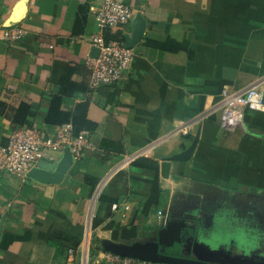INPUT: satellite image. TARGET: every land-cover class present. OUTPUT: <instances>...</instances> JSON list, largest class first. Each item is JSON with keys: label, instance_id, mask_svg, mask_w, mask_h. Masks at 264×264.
<instances>
[{"label": "crops", "instance_id": "0c3cea01", "mask_svg": "<svg viewBox=\"0 0 264 264\" xmlns=\"http://www.w3.org/2000/svg\"><path fill=\"white\" fill-rule=\"evenodd\" d=\"M119 1L134 9L124 37L137 13L146 29L130 48L134 58L123 79L90 90L86 60L102 34V0H0V143L21 127L53 135L60 125L46 117L56 98L70 115L86 103L95 125L83 130L88 144L59 183L0 171V240L4 232L14 235L7 249L0 247V264H64L68 248L88 243L99 255L105 241L158 242L173 257L197 242L225 260L213 246L225 241L215 238L218 228L247 222L246 214L233 217L237 206L264 209V110L244 109L233 129L220 125L223 90L259 81L264 88V0ZM10 31L20 35L9 39ZM23 104L33 114L30 125L18 127L14 116ZM196 137L192 156L171 161L163 177L162 162ZM140 157L157 161L158 173L134 166ZM219 209L233 214L212 216ZM257 248L248 253H264V243ZM252 259L264 262V254Z\"/></svg>", "mask_w": 264, "mask_h": 264}, {"label": "built area", "instance_id": "2783aa9c", "mask_svg": "<svg viewBox=\"0 0 264 264\" xmlns=\"http://www.w3.org/2000/svg\"><path fill=\"white\" fill-rule=\"evenodd\" d=\"M134 17V9L119 0H102L99 25L102 34L93 38V44L100 49L98 57H88L86 65L90 71L88 87L94 90L101 85H112L121 81L134 58L132 49L120 41L105 42L104 32L108 28L127 25ZM20 31H10L9 39H16ZM264 110V88L262 81L241 91H222V112L220 125L225 130L241 126L244 109ZM187 129H182L187 134ZM88 144L86 131L73 135L72 122L57 127L53 135H46L34 127H21L13 130L5 144H0V171L26 176L41 160L56 161L54 153H63L69 147L74 159ZM118 210L119 204L112 205ZM129 210V205L125 206ZM153 264L150 261L132 256H123L106 251L92 255L89 244L67 249L64 264Z\"/></svg>", "mask_w": 264, "mask_h": 264}, {"label": "water", "instance_id": "95a60500", "mask_svg": "<svg viewBox=\"0 0 264 264\" xmlns=\"http://www.w3.org/2000/svg\"><path fill=\"white\" fill-rule=\"evenodd\" d=\"M16 17L13 21H18L21 16V10H16ZM147 21L141 15L137 13L135 20L131 24V34H125L124 44L128 48H132L142 38ZM100 49L96 46L92 48L91 57H98ZM198 137L195 138L192 145L183 153L174 155L168 160H165L161 164V172L163 177H167V174L171 167V161H184L189 159L197 145ZM74 162V157L69 149L66 147L59 160L48 161L41 160L37 166L33 167L28 173L27 177L40 183H59L62 181L66 173L70 170ZM5 221V216L0 220V232ZM170 230L165 233L167 239H172L171 229L175 228L172 225L169 226ZM178 238V235L175 239ZM174 240V239H173ZM160 244L158 242H134L132 244L117 243L111 241H105L103 247L105 250L120 254L123 256L137 257L143 260L150 261L152 263L162 264H229L226 260L219 256V253L207 249L200 243H194L189 251L182 257H173L165 255L159 251ZM254 264H264V262H256Z\"/></svg>", "mask_w": 264, "mask_h": 264}, {"label": "rangeland", "instance_id": "374dc122", "mask_svg": "<svg viewBox=\"0 0 264 264\" xmlns=\"http://www.w3.org/2000/svg\"><path fill=\"white\" fill-rule=\"evenodd\" d=\"M232 197V196H231ZM231 200V198H230ZM229 203V198L226 200ZM233 201V200H232ZM232 201H230L232 203ZM234 218L244 217L246 214V220L244 223H237L234 227L229 225H221L219 229L218 237L223 238L225 241H216L213 243L215 249L221 252V256L225 258L230 264H252L251 262L255 255L261 256L264 253H248L250 250H256L264 243V209H259V205L255 204L250 208L243 209L236 207L234 210ZM233 214L232 210L219 209L212 211V216L222 218L225 215ZM217 229V230H218ZM229 240H236L238 242H229ZM226 244L228 246H226ZM226 246V247H225ZM236 249L245 250V253H235ZM231 254H239L244 257L235 258L230 257ZM251 262V263H249Z\"/></svg>", "mask_w": 264, "mask_h": 264}, {"label": "trees", "instance_id": "16d2710c", "mask_svg": "<svg viewBox=\"0 0 264 264\" xmlns=\"http://www.w3.org/2000/svg\"><path fill=\"white\" fill-rule=\"evenodd\" d=\"M123 38H124V34L122 31V26L108 28L104 32L105 42L123 41ZM69 71H71V69H69ZM59 106H60V99L56 98L55 100H53L51 110L46 117V121L49 125H56V124L61 125L68 121H72L73 126H74V135H78L83 130H93L94 129L95 125L91 123V121L87 118L86 103L79 104L73 115H70L69 113H61V111L58 109ZM32 114H33V111L31 110L30 106L26 104L21 105L14 116L15 126L19 127V126L30 125V123L27 120V117ZM133 165L139 168L153 169L157 173L159 169V164L157 161L146 158V157L138 158L137 160L133 162ZM158 182H159V179L157 176L153 178L152 183H153L155 191L158 189V186H159ZM66 238H61V240L63 239L67 240V243L65 245V247L67 248L71 246L72 244L70 243L71 242L70 238L68 237ZM13 240H14L13 234L9 232H4L0 240V247L3 249H7L10 246V244L13 242ZM99 264H105V263L100 262Z\"/></svg>", "mask_w": 264, "mask_h": 264}]
</instances>
